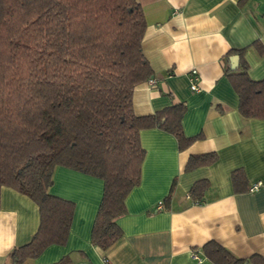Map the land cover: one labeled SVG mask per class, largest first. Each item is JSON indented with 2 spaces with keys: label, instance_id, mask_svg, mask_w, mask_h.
Segmentation results:
<instances>
[{
  "label": "crops",
  "instance_id": "obj_1",
  "mask_svg": "<svg viewBox=\"0 0 264 264\" xmlns=\"http://www.w3.org/2000/svg\"><path fill=\"white\" fill-rule=\"evenodd\" d=\"M137 1L146 24L142 50L154 83L135 86L133 111L149 114L183 102V132L200 136L180 150L171 133L140 130L145 150L140 180L125 197V213L116 218L122 235L105 250L90 240L102 179L56 166L49 191L73 201L71 224L66 242L47 246L32 263L66 257L68 264H214L190 255L208 240L237 257L264 258V118L239 113L227 76L242 61L251 79L264 78V52L254 45L264 46V0ZM211 151L216 153L212 163L184 170L190 154ZM238 168L249 185L260 182L257 189L235 191L231 173ZM201 179L208 181L202 196L186 197ZM38 225L37 205L2 187L0 264H11V250L29 242Z\"/></svg>",
  "mask_w": 264,
  "mask_h": 264
},
{
  "label": "trees",
  "instance_id": "obj_2",
  "mask_svg": "<svg viewBox=\"0 0 264 264\" xmlns=\"http://www.w3.org/2000/svg\"><path fill=\"white\" fill-rule=\"evenodd\" d=\"M145 26L137 0H0V192L9 187L28 196L39 212L36 232L11 250V264H33L47 246L66 242L74 203L49 191L56 166L102 179L90 240L105 250L121 237L116 218L140 180V130L169 132L180 150L200 136L184 134L183 102L134 113L133 89L153 74L142 50ZM227 76L239 113L264 118V78L251 79L242 61ZM215 159L213 151L190 154L184 170ZM231 179L235 191L250 190L241 168ZM207 185L196 181L188 195L199 199ZM200 249L214 264H264L215 240Z\"/></svg>",
  "mask_w": 264,
  "mask_h": 264
},
{
  "label": "built area",
  "instance_id": "obj_3",
  "mask_svg": "<svg viewBox=\"0 0 264 264\" xmlns=\"http://www.w3.org/2000/svg\"><path fill=\"white\" fill-rule=\"evenodd\" d=\"M191 72H192L193 77H194V75H196V69H194V68L191 69ZM147 82H148L149 84H153V83H154V79L149 77V78L147 79ZM191 89H193V90H196V89H197V85H196L194 82H192V84H191ZM259 185H260V182H257V183H255V184L251 185V186H250V191L257 189V187H258ZM186 197H189V195L187 194ZM158 204H159V207H160V205L162 204V202L160 201ZM201 253H202V252H201L200 249H199V250H195V249H193V250L190 251L191 258H192L193 260H195V261H201V260L203 259Z\"/></svg>",
  "mask_w": 264,
  "mask_h": 264
},
{
  "label": "water",
  "instance_id": "obj_4",
  "mask_svg": "<svg viewBox=\"0 0 264 264\" xmlns=\"http://www.w3.org/2000/svg\"><path fill=\"white\" fill-rule=\"evenodd\" d=\"M237 55H233L232 57H231V61H232V63H234L235 61H237Z\"/></svg>",
  "mask_w": 264,
  "mask_h": 264
},
{
  "label": "rangeland",
  "instance_id": "obj_5",
  "mask_svg": "<svg viewBox=\"0 0 264 264\" xmlns=\"http://www.w3.org/2000/svg\"><path fill=\"white\" fill-rule=\"evenodd\" d=\"M31 262V261H30Z\"/></svg>",
  "mask_w": 264,
  "mask_h": 264
}]
</instances>
